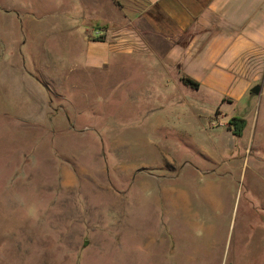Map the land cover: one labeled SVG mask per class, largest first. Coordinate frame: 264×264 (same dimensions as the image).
Returning a JSON list of instances; mask_svg holds the SVG:
<instances>
[{"label": "rangeland", "instance_id": "obj_1", "mask_svg": "<svg viewBox=\"0 0 264 264\" xmlns=\"http://www.w3.org/2000/svg\"><path fill=\"white\" fill-rule=\"evenodd\" d=\"M117 1L103 16L139 3ZM92 4L0 0V264H264V95L221 106L241 136L217 121L208 135L196 108L214 96L189 88L180 116L153 108L172 96L140 64L68 69L54 58L80 48L60 29ZM17 39L47 96L11 82ZM45 98L60 117L22 120Z\"/></svg>", "mask_w": 264, "mask_h": 264}, {"label": "crops", "instance_id": "obj_2", "mask_svg": "<svg viewBox=\"0 0 264 264\" xmlns=\"http://www.w3.org/2000/svg\"><path fill=\"white\" fill-rule=\"evenodd\" d=\"M91 1L93 4L84 11L86 15L60 29L68 32L73 46L80 48L79 56L72 59L68 55L74 54V50L66 53L67 56H53L63 66L69 63L68 69L100 75L107 70L140 64L144 77L156 80L153 84L160 92L172 96L171 102L153 108L162 106L180 112V116L190 110L182 95L189 88L214 96L218 105L207 108L197 104L196 108L208 110L206 116L196 114L203 118L202 130L208 135L215 121L227 124L232 117L221 109L224 103H239L249 94L264 95V0H137L139 3L133 4L137 9L120 12L116 8L113 17L103 16L108 9L105 2ZM139 4L145 10L139 12ZM24 43L17 39L12 49H7L9 59L17 53L22 69L11 66L15 71L10 80L25 88L39 89L47 96L45 86L29 73V64L28 68L24 66ZM181 75L197 81L198 87L185 85ZM67 87L70 90L77 83L67 80ZM254 87L257 94L251 92ZM65 88L62 84L56 93L64 94ZM50 112L45 98L22 120H33L43 126L50 123V118L54 122L60 117L51 116ZM224 129L225 133L231 132L228 126Z\"/></svg>", "mask_w": 264, "mask_h": 264}, {"label": "trees", "instance_id": "obj_3", "mask_svg": "<svg viewBox=\"0 0 264 264\" xmlns=\"http://www.w3.org/2000/svg\"><path fill=\"white\" fill-rule=\"evenodd\" d=\"M114 1L119 5V2L117 0H114ZM180 80L185 85H188L192 88H197L199 85L197 81L185 75H181ZM245 125H246L245 119L240 116H232L230 117L228 121V129L231 131L233 135H236V136H241Z\"/></svg>", "mask_w": 264, "mask_h": 264}, {"label": "water", "instance_id": "obj_4", "mask_svg": "<svg viewBox=\"0 0 264 264\" xmlns=\"http://www.w3.org/2000/svg\"><path fill=\"white\" fill-rule=\"evenodd\" d=\"M251 92L254 93V94H257L258 90H257L256 87H254V88L251 89Z\"/></svg>", "mask_w": 264, "mask_h": 264}]
</instances>
